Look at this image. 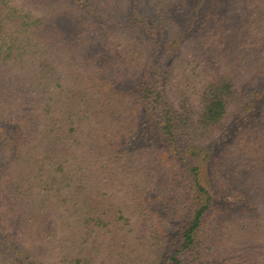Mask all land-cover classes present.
<instances>
[{
  "label": "trees",
  "instance_id": "1",
  "mask_svg": "<svg viewBox=\"0 0 264 264\" xmlns=\"http://www.w3.org/2000/svg\"><path fill=\"white\" fill-rule=\"evenodd\" d=\"M262 216L264 0H0V264H264Z\"/></svg>",
  "mask_w": 264,
  "mask_h": 264
},
{
  "label": "rangeland",
  "instance_id": "2",
  "mask_svg": "<svg viewBox=\"0 0 264 264\" xmlns=\"http://www.w3.org/2000/svg\"><path fill=\"white\" fill-rule=\"evenodd\" d=\"M153 148L154 149H150V150L149 149H144V152H147L144 155L145 156L146 155L150 156V162L152 164V167L155 169L154 172H156V173H157V171L159 172V168H162V171L163 170H165V171L168 170L166 162L165 161L163 162L162 160H160L158 158L160 156V154L158 153L159 149L157 147H155V146ZM141 152H142V150H141ZM144 152H142V153H144ZM160 173L161 172H159V174ZM162 174H164V173L162 172ZM165 183H167V182L165 181ZM165 183H163V185H159V188L156 189V191L158 190L159 195L162 196L164 199H166V197H170V196H177V191L176 190L172 191V188L168 187L167 184H165ZM181 208H184V207H181ZM181 208H179L180 210H179L178 215L180 216V218H182L183 216H184L183 218H185L186 217L185 214H186L187 211H185L184 209H181ZM159 209H162V210H164L163 212H166V208H159ZM167 209H168V212H169L173 208H167ZM263 222H264L263 216L256 220V223L258 225H261ZM161 264H163V263H161Z\"/></svg>",
  "mask_w": 264,
  "mask_h": 264
}]
</instances>
